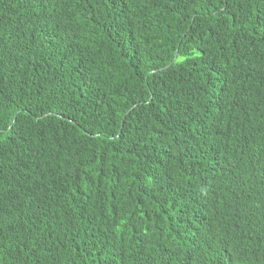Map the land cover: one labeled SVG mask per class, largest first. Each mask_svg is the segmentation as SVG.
Wrapping results in <instances>:
<instances>
[{"label":"trees","instance_id":"1","mask_svg":"<svg viewBox=\"0 0 264 264\" xmlns=\"http://www.w3.org/2000/svg\"><path fill=\"white\" fill-rule=\"evenodd\" d=\"M0 264H264V0H0Z\"/></svg>","mask_w":264,"mask_h":264}]
</instances>
